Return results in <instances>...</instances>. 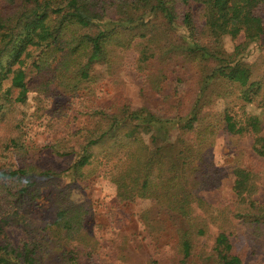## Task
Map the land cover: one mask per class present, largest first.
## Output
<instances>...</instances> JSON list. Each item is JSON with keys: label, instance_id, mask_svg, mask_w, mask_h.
Segmentation results:
<instances>
[{"label": "trees", "instance_id": "trees-1", "mask_svg": "<svg viewBox=\"0 0 264 264\" xmlns=\"http://www.w3.org/2000/svg\"><path fill=\"white\" fill-rule=\"evenodd\" d=\"M192 3L203 7L205 41ZM178 25L189 35L161 47ZM225 36L242 40L228 52ZM255 43L264 44V0H0V122L10 129L0 131V264H93L89 206L73 198L79 183L93 177L113 183L120 202L151 199L178 222L179 262L186 264L210 222L202 191L221 176L211 159L217 131L251 135L254 153L264 158V119L245 111L247 104H264V83L252 79L245 56ZM180 58L193 66L196 81L188 108L169 110L180 113L131 108L127 99L99 103L97 84L119 68L131 67L144 80L141 93H162ZM235 89L242 112L229 106L206 112ZM32 92V114L46 121V147L67 166L46 167L30 157L28 112L21 107ZM56 97L68 100L45 112L44 98ZM175 128L179 134L171 140ZM262 167L264 160L256 159L232 168L235 217L255 235L254 256L264 253V202L255 198ZM47 188L54 192L53 216L39 223L28 209ZM12 227L22 231L17 242L9 236ZM208 256L212 264H246L225 231Z\"/></svg>", "mask_w": 264, "mask_h": 264}, {"label": "rangeland", "instance_id": "rangeland-1", "mask_svg": "<svg viewBox=\"0 0 264 264\" xmlns=\"http://www.w3.org/2000/svg\"><path fill=\"white\" fill-rule=\"evenodd\" d=\"M192 13L197 35H200L204 41L207 40L206 34H202L205 23L202 5L192 3ZM188 35L187 28L178 25L175 32L171 31L166 36L167 38H161L159 45L165 47L170 43H178L181 38ZM241 40L240 38L234 41L230 36H225L224 48L231 52L235 44ZM245 56L246 62H249L252 67V79L254 81L262 80L264 83V44H251L246 50ZM186 63L180 58L178 71L173 73L162 93L150 91L141 93V87L145 85L144 80L131 67L119 68L116 73L107 74L97 84L95 89L99 103L112 105L127 99L131 108L144 106L153 111L158 110L161 115L180 113L169 112V110L174 106L178 111L188 108V103L196 91V81L193 80L194 68ZM97 67L106 71L105 66ZM176 74L181 76L182 81L177 80ZM167 94L171 97H167ZM35 95V92L30 93L28 102L21 107L28 112L25 122L27 124V142L31 147L30 157L46 167L50 165L67 166L65 158L53 154L46 147L48 139V131L45 128L46 121L44 118L39 119L32 114L36 105ZM237 98L238 90L235 89L227 99L216 98L212 104L206 107V112H210V115L218 114L225 111L227 106L232 112H242V103ZM67 100L65 97L51 98V100L44 98L45 112L54 108L56 101L63 104ZM245 111L260 115L264 119V104H247ZM9 130L8 124L0 122L1 132ZM178 134L179 131L176 128L172 129L171 140H175ZM145 139L149 141L148 134H145ZM253 141L251 135H231L225 129L217 131L211 159L214 161L215 167L221 169V176L217 184H210L202 191L211 204V206L205 207L206 212L210 215V222L207 233L197 239L186 264H212L213 260L208 258V253H211L214 239L220 231H225L229 235L235 252L244 256L246 264H264V253L256 256L250 253L251 245L255 239L252 230H248V226L235 217L237 196L233 191V165L245 166L256 159L264 160L254 153ZM262 168L264 169V167ZM67 181V178L61 179L62 184ZM260 185L261 190L255 195V198L264 202V171L261 175ZM53 193V188H47L43 197L30 205L29 214L37 222L52 218L51 198ZM73 198L78 202L85 201L89 206L90 211L85 220V227L94 235V240L97 242H95L93 253L89 258L93 264H180L177 233L180 224L173 221L153 200L138 199L133 202H120L116 197L115 185L101 177L82 180L79 186L74 189ZM198 211L201 213L202 209L199 208ZM21 232L18 227L9 228V236L12 241L20 240Z\"/></svg>", "mask_w": 264, "mask_h": 264}]
</instances>
